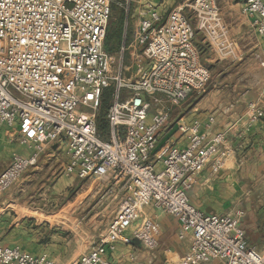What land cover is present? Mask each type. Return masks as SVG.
I'll return each mask as SVG.
<instances>
[{
  "label": "built area",
  "instance_id": "2783aa9c",
  "mask_svg": "<svg viewBox=\"0 0 264 264\" xmlns=\"http://www.w3.org/2000/svg\"><path fill=\"white\" fill-rule=\"evenodd\" d=\"M219 1L182 3L165 16L154 0H144L134 40L140 52L132 65L124 64L122 56L115 68L105 48L114 0H0V128H9L13 138L32 149L28 155L13 153L0 173V193L17 183L53 143L68 156L67 174L116 179L125 189L105 232L73 264H117L113 253L118 243L135 249L134 239L155 253L160 225L143 215L149 204L177 217L178 238L190 240L183 257L165 264H264V254L246 243L242 210L209 214L188 195L220 151L225 132L206 139L198 121L178 122L177 132L187 144L162 146L156 153L163 161L161 170L152 160L174 125L166 103L179 105L211 79L195 39L198 30L210 41L223 36ZM125 4L127 17H132L130 0ZM243 11L254 17L262 38L254 58L264 67V0H243ZM108 88L109 129L103 138L97 114ZM249 109L253 122L260 112L254 104ZM220 167L214 163L213 171ZM129 259L137 261L135 251ZM0 264L56 263L47 254L0 245Z\"/></svg>",
  "mask_w": 264,
  "mask_h": 264
},
{
  "label": "crops",
  "instance_id": "0c3cea01",
  "mask_svg": "<svg viewBox=\"0 0 264 264\" xmlns=\"http://www.w3.org/2000/svg\"><path fill=\"white\" fill-rule=\"evenodd\" d=\"M143 1L138 3L132 17L137 13L140 16ZM154 1L166 16L172 7L190 0ZM219 6L223 36L215 39L223 44L228 39L236 41L237 56L222 59L218 53L208 50L205 58L209 66H217L220 77L211 76V84L209 81L200 92L192 93L190 97L198 94L196 100L188 105L177 121L172 122L190 124L198 121L199 132L206 139L218 132L226 133V140L221 144L220 151L198 174L188 195L196 207L209 214H230L242 210L244 214L241 225L246 233V243L264 254V67L254 58V53L262 44V38L254 27V17L243 11V0H220ZM197 33L203 38V42L204 37L210 42V37L203 31ZM199 46L203 47V44L200 42ZM251 104L256 105L260 112L259 118L253 122H250ZM172 138L167 142H174L180 147L187 144V139L179 132ZM161 148L152 153L157 170L163 168V161L156 156ZM60 149L63 147L56 143L46 145L38 162L47 150L56 152ZM31 151L32 149L12 137V130L5 126L0 128V158H12L15 152L28 155ZM218 162L221 167L214 172L213 164ZM5 192L0 193V245L18 246L33 254H47L56 264H73L106 230L107 225L97 237L88 235L87 247L84 251H78L75 242L61 240L59 235L47 232L57 223L42 217L47 216L44 210L18 208L23 204L7 193L3 194ZM143 215L151 217L160 225L158 249L155 253H150L141 243L133 242L132 245L136 246L134 249L131 245L119 242L113 253L117 264H150L158 258L165 264L176 261L187 253L190 240L178 238L180 222L177 217L151 204L144 207ZM134 251L137 261H130L129 254Z\"/></svg>",
  "mask_w": 264,
  "mask_h": 264
},
{
  "label": "rangeland",
  "instance_id": "374dc122",
  "mask_svg": "<svg viewBox=\"0 0 264 264\" xmlns=\"http://www.w3.org/2000/svg\"><path fill=\"white\" fill-rule=\"evenodd\" d=\"M114 1L112 3V18L108 26L109 34L106 37V48L113 56L114 67L117 68L122 56L124 64L132 65L136 55L140 52L134 42L138 32L137 23L140 16L137 13L136 16L129 17V19L125 8V0ZM140 1L130 0V14L132 16L135 15L134 9L139 5ZM192 1L194 0L188 2ZM127 20L129 21L125 39L127 49L122 54L121 47L124 43L125 22ZM197 35L196 44L198 46L200 42L201 45L203 44V47L199 46L203 53V64L209 67L211 76L220 77L219 69L215 64L209 66L205 54L211 49V51L218 53V56L222 59L235 58L238 50L236 41L228 39L222 45L218 43V40L209 42L205 40L206 37H204L205 42H203V38L201 39V36ZM125 74L130 77L132 68L127 70ZM197 95L189 96L188 99L179 105L173 106L166 103L171 109L173 121H177L184 114L183 112L188 105L196 100ZM108 107L109 105L105 104L99 109L100 111L98 110L101 116H106ZM63 149L56 152L47 150L40 161L36 165L29 167L19 181L3 194L7 193L17 202L23 204L20 207L18 206V208L44 210L47 216L43 215L42 217L49 219L52 223H57L47 232H50L51 235L54 233L59 235L61 240L66 239L68 241L71 240L72 243L75 242V248L79 249L78 251H84L89 241L88 235L97 237L117 212L125 189L123 182L116 179L79 178L75 175L67 174L65 171L67 154ZM11 160L12 158L10 157L0 158V173ZM161 260V258H158L150 264H163ZM127 264L135 263L129 262Z\"/></svg>",
  "mask_w": 264,
  "mask_h": 264
},
{
  "label": "trees",
  "instance_id": "16d2710c",
  "mask_svg": "<svg viewBox=\"0 0 264 264\" xmlns=\"http://www.w3.org/2000/svg\"><path fill=\"white\" fill-rule=\"evenodd\" d=\"M108 34H109V30L107 32V36H108ZM105 48H106V41H105ZM106 50H107V48H106ZM111 94H112V89L111 88H108V89H106L104 91L103 101H102V104H101L100 108L103 105H105V104H107V106L110 105V102H111ZM97 123H98V128H99L100 132L102 133V137L103 138H107L108 137V129H109L108 120H107V112H106V116H104V117L101 116L100 113L98 112V114H97Z\"/></svg>",
  "mask_w": 264,
  "mask_h": 264
},
{
  "label": "water",
  "instance_id": "95a60500",
  "mask_svg": "<svg viewBox=\"0 0 264 264\" xmlns=\"http://www.w3.org/2000/svg\"><path fill=\"white\" fill-rule=\"evenodd\" d=\"M179 129V124L178 122H175L173 127L168 131V133L161 139V141L158 143V145L156 146V148L154 149L153 152H156L159 148H161L162 146H164V144L170 140L178 131ZM134 243L139 244L140 241L137 239L133 240Z\"/></svg>",
  "mask_w": 264,
  "mask_h": 264
}]
</instances>
